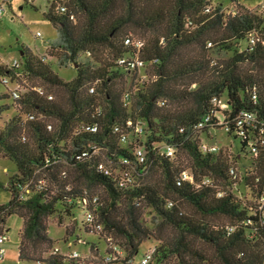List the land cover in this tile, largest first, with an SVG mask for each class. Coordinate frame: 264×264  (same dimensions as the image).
<instances>
[{"label":"trees","instance_id":"1","mask_svg":"<svg viewBox=\"0 0 264 264\" xmlns=\"http://www.w3.org/2000/svg\"><path fill=\"white\" fill-rule=\"evenodd\" d=\"M41 1L56 30L45 55L20 46L19 68L0 63V158L16 169L0 236L22 219L18 262L140 264L153 240L148 264H264V3ZM212 130L238 141L241 174L238 159L201 149ZM76 210L102 253L79 237L85 255L54 249L49 222L73 221L67 242Z\"/></svg>","mask_w":264,"mask_h":264},{"label":"rangeland","instance_id":"2","mask_svg":"<svg viewBox=\"0 0 264 264\" xmlns=\"http://www.w3.org/2000/svg\"><path fill=\"white\" fill-rule=\"evenodd\" d=\"M213 3H222L224 5L229 4V0H210ZM244 7L248 9H255L264 3V0H241ZM1 4V3H0ZM45 4L41 0H36L30 7L27 4L17 0H9L8 4L4 5V12L0 16V61L1 63L11 64L13 61L19 62V50L18 47L24 46L32 51L34 54L44 56L47 43L56 37V30L47 22L43 17ZM49 62V61H48ZM7 64V65H8ZM55 73L64 81H71L75 72L72 68H53ZM144 72H141V75ZM146 74V73H145ZM129 80V79H128ZM13 112L7 113L12 115ZM6 119V116L3 118ZM208 136V138L206 137ZM199 139L205 142L208 146L221 149L227 155V157L236 162L239 167V173L242 172V166L249 164V159L242 158L239 151L238 141H232L230 137H227L222 130H212L209 135L204 133L199 135ZM100 159H103V155L99 154ZM63 170H66L65 168ZM70 180L76 176L75 172L68 169ZM16 172L13 163L6 159L0 158V205L6 203L9 200V194L2 189L1 186H5L8 179ZM241 190L243 187L236 186L234 192ZM98 193V191H96ZM75 219L77 220V229L75 233L65 241L66 229L72 228L73 221L65 220L63 225L58 226L55 221L49 222V237L54 241V249H57L61 254H87L88 246L79 244L77 241L74 243L76 237H79L83 241H88L96 244L102 253L105 248V244L102 241H98L95 236L85 233L81 227L82 216L79 211H74ZM150 216H146L149 220ZM23 226V221L16 215L8 216L5 220L4 233L8 239L6 243L0 245V249L4 250L3 259L0 260V264H20L17 259V249L19 245V235ZM65 226V227H64ZM156 245L153 240L143 243L136 256V261L139 262L142 255L150 248ZM54 251V250H53ZM93 252V251H92ZM95 252V251H94ZM95 254L91 253V258L96 260Z\"/></svg>","mask_w":264,"mask_h":264},{"label":"built area","instance_id":"3","mask_svg":"<svg viewBox=\"0 0 264 264\" xmlns=\"http://www.w3.org/2000/svg\"><path fill=\"white\" fill-rule=\"evenodd\" d=\"M22 1H24V2H32L33 0H22ZM4 0H0V16L3 14V12H4ZM261 10L262 11H264V4H263V6H262V8H261ZM125 43L126 44H129L130 43V41H129V39H126L125 40ZM136 46H138V47H140V44L139 43H137V44H135ZM141 62H139V61H136L135 62V64H131V66H137V67H139V66H141ZM11 67H14V68H19V63H18V61H13V62H11V64H9ZM4 82H6V81H4ZM13 97L14 98H17L18 97V95H17V93L16 92H13ZM242 116H243V122L244 123H247V124H249L251 121H252V116L251 115H249V114H242ZM91 130H94V129H91ZM201 149L203 150V151H206V150H208V151H217V149H216V147H212V146H208L207 144H202L201 145ZM254 151V150H253ZM100 170H103L104 171V173L105 174H107V171H105L103 168H102V166L100 167ZM229 173H230V175L231 176H233V177H235V171H234V169H230V171H229ZM190 177H189V175L187 174V173H183L182 174V179L183 180H187V179H189ZM205 183H208V182H205ZM219 195H222L221 193L219 194ZM260 209H264V198L263 199H261V206H260ZM86 218H87V220H91L92 219V216H91V213H87L86 214ZM8 241V239H7V237H6V235L5 234H2L1 236H0V245H3L4 243H6ZM152 253H153V250L151 249V250H149V251H147L145 254H144V256L140 259V264H148L150 261H151V259H152ZM3 254H4V250L1 248L0 249V260H2L3 259ZM72 256L73 257H79V254H77V253H73L72 254Z\"/></svg>","mask_w":264,"mask_h":264},{"label":"crops","instance_id":"4","mask_svg":"<svg viewBox=\"0 0 264 264\" xmlns=\"http://www.w3.org/2000/svg\"><path fill=\"white\" fill-rule=\"evenodd\" d=\"M0 63H1V61H0ZM4 64H8V63H4ZM5 234V233H4Z\"/></svg>","mask_w":264,"mask_h":264}]
</instances>
